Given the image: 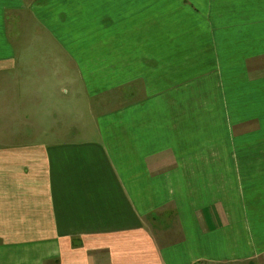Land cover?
Here are the masks:
<instances>
[{
  "label": "crops",
  "instance_id": "1",
  "mask_svg": "<svg viewBox=\"0 0 264 264\" xmlns=\"http://www.w3.org/2000/svg\"><path fill=\"white\" fill-rule=\"evenodd\" d=\"M0 264H264V0H0Z\"/></svg>",
  "mask_w": 264,
  "mask_h": 264
},
{
  "label": "rangeland",
  "instance_id": "2",
  "mask_svg": "<svg viewBox=\"0 0 264 264\" xmlns=\"http://www.w3.org/2000/svg\"><path fill=\"white\" fill-rule=\"evenodd\" d=\"M240 106H241V107H246L247 105H240ZM252 106H254V105H252ZM251 109L254 111V107L249 106V107H248L249 112H251ZM244 148H248V147H240V149H241L242 152L245 151ZM234 151H236V150H235V147H233V152H234ZM235 155H236V153H235Z\"/></svg>",
  "mask_w": 264,
  "mask_h": 264
}]
</instances>
